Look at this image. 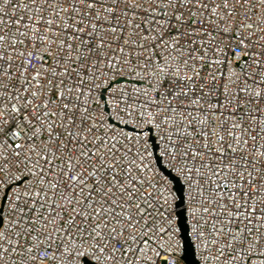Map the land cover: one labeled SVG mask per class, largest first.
<instances>
[{
	"label": "built area",
	"instance_id": "built-area-1",
	"mask_svg": "<svg viewBox=\"0 0 264 264\" xmlns=\"http://www.w3.org/2000/svg\"><path fill=\"white\" fill-rule=\"evenodd\" d=\"M112 2L93 10L75 0L74 10L63 0L47 8L42 0H0V55L7 53L8 73L0 83V162L8 158L0 172V239L8 251L0 264H84V257L85 264H187L176 183L158 166L151 133L120 128L126 126L151 129L157 157L186 187L199 263L264 264V217L250 216V209L264 211V6L252 0L228 17L179 0H155L151 9L153 0H130L128 7L121 0L110 13ZM132 2L140 6L133 9ZM78 28L84 31L77 34ZM119 79L125 81L114 83ZM13 92L21 99L12 100ZM49 100L43 121L55 130L47 127L49 138L41 129L35 138L33 126L40 124L29 125L35 115L29 113L36 104L43 111ZM69 101L87 149L99 145L97 155L115 156L121 165L115 171L134 194L124 193L115 218L99 191L85 202L94 185L89 177L80 192L72 173L61 174L66 155L86 150L75 139L65 150L64 113H55ZM102 207L103 221L95 215ZM130 215L139 230H125ZM104 222L109 228L98 235L93 229Z\"/></svg>",
	"mask_w": 264,
	"mask_h": 264
},
{
	"label": "snow or ice",
	"instance_id": "snow-or-ice-1",
	"mask_svg": "<svg viewBox=\"0 0 264 264\" xmlns=\"http://www.w3.org/2000/svg\"><path fill=\"white\" fill-rule=\"evenodd\" d=\"M43 4L45 5V7H50L52 4V0H42ZM56 2V6L58 7L59 4L62 2V0H55ZM63 2L65 4L71 3L74 10H78L75 8V0H63ZM103 0H79L80 4H85L87 5V7L89 9H93L94 10V6L97 3H102ZM125 7H128L130 0H123ZM164 0H160V3H163ZM175 2V0H169V3H173ZM121 3V0H113L112 4L108 6V11L110 13H114L116 10V7H118ZM180 5L183 4H198L200 5V7L202 9H209L213 14H219V12L222 10L224 12V14H226L228 17H232L233 12L236 9V6L239 5L240 7H244L245 5H248L249 7L253 6L252 0H219V3H217V0H179ZM258 3L261 6H264V0H258ZM140 5H138L137 3L132 2L131 3V8L135 9L136 7H138ZM155 5V0H153V2L150 4V9L154 8ZM179 6V5H178ZM166 15V12H165ZM179 19V18H177ZM158 22V21H157ZM48 23L50 24L51 21H48ZM248 27L250 28L251 25H248ZM93 28H95V25H93ZM84 31L83 28H78L77 29V34L79 32ZM113 32L116 31L115 28L112 29ZM3 34L0 33V40H3ZM104 41L101 40V45H103ZM241 43H243V40H241ZM69 48L71 47V45H67ZM0 48H2V46H0ZM121 51H123V49H121ZM7 55V53H4V55H0V83L4 82V78L5 76L8 74L7 70H6V66H5V56ZM69 71V70H66ZM40 75L39 72L36 73V76L38 77ZM189 80H191V77H188ZM30 81L25 80V83H29ZM37 87H39V84L36 85ZM82 94V93H81ZM29 95L31 96H35L36 93L35 92H31L29 93ZM61 100H63V94L61 93ZM12 100H19L21 99V97L17 96L15 92L12 93L11 96ZM26 99V98H25ZM4 100H3V95L2 92H0V104H3ZM26 103L29 106L33 105V101L32 100H28L26 99ZM69 103H63L62 108L59 110V112L55 113L58 117L60 115V113H64V117H63V121L64 123L67 125V132H68V137H69V144L65 145V150L69 151L70 150V144L71 141L73 139L77 140V142L79 143V145L82 148H85V151H77L74 153L73 157H69V156H65L64 157V164L65 167L64 169H62V175L64 174L65 171L72 173L69 176V180L71 182H73L74 184H78L79 185V189L80 192H83L85 187L87 186V181L84 179L85 177H89L91 179V181L94 182L92 191L89 192L88 197L86 198L85 202L86 203H91L93 195L99 191V199L104 200L105 198H107V200L105 201L106 203L109 204V208L111 209V211L108 213L110 215L111 218H115L117 213H116V208L122 207L123 206V196L125 192H128L129 195H134L131 191L130 188H125L124 186V182L122 180L119 179V175L118 173H116V169L120 168L121 165L117 162H115V156L111 157V158H103V154L101 155H97V152L100 151V146L99 145H94V147L97 149V151H92L90 149H87L86 146V141H88V137L87 136H83L81 137L80 135L77 134V129H76V120H75V112H73L72 110L69 109ZM51 104V100H49L46 103H43V111L40 112H36V108H40L41 105L40 104H36L34 107H32L31 109V113H29L30 115L32 113H35V115L32 117V120H29V125H32L33 120H35L37 123L40 124V128H36L35 126H33V137L38 138L41 129L44 130V132L47 133V136L49 138L52 137L53 133L52 132H48L47 131V127H52L53 131L54 129V125H48L47 127H45L44 125V121L43 118L49 116V112L47 111V109L49 108V105ZM12 110L16 113H20L22 112V108L21 107H16L15 105L12 106ZM76 111H79V109H76ZM85 112H87V109H85ZM3 115V111L0 110V116ZM71 120V123L69 124L68 121ZM92 129L90 128L89 131H91ZM3 132V127L0 126V134H2ZM80 133H83V129L81 128L79 130ZM14 135H20L19 132L14 133ZM101 144L106 143V141L101 140L100 142ZM58 146H59V142H58ZM15 148L16 149H20L21 151H23L22 146L20 144H15ZM32 151H34V149H32ZM17 157L20 156V152H16L15 154ZM95 158V159H93ZM44 161L45 163H50V161H48L47 157H44ZM8 163V158L4 157L2 162H0V172H2L4 170L5 165H7ZM39 163V162H37ZM85 164H88V167H85ZM96 165H99V167H96ZM131 167V162L128 165H125L124 170L127 173V169H129ZM106 172V175H105ZM45 176V170L43 168H41L40 170V180L42 181L44 179ZM97 177H99V179H97ZM110 178V179H109ZM127 179L132 180V177L130 175H127ZM133 183H135V181H133ZM247 183V181H246ZM104 185L103 187H101V185ZM54 187H56L54 185ZM71 190V189H70ZM119 192V198L116 197V193ZM260 189L257 188L256 193L254 194H259ZM77 203H79V201H77ZM93 209L95 208V204H92ZM137 211H140L139 205L136 206ZM81 211H85L84 208H81ZM107 209L105 208H101L100 212H96L95 215L100 217V219L103 221V216L102 213L106 212ZM253 214H259L262 217H264V211H262L259 208L256 209H250V216ZM121 216H123V213H120ZM141 219H143V217L141 216ZM135 221V216H128L126 220H124V228L125 230L129 227H136L139 230V222H136L135 224L133 223ZM121 221H117V223H120ZM147 227V225L145 226ZM109 228V223L108 222H104L102 224V226L100 224H98L93 230L97 232V234L99 235L101 231L106 230ZM112 232L115 234L117 233V229L112 228ZM119 235H123V232H120ZM4 234L0 233V237H3ZM7 240L5 239H0V260H3V257L5 255H7V249L4 248V243H6ZM123 248V245L121 246ZM250 264V262H249Z\"/></svg>",
	"mask_w": 264,
	"mask_h": 264
},
{
	"label": "water",
	"instance_id": "water-1",
	"mask_svg": "<svg viewBox=\"0 0 264 264\" xmlns=\"http://www.w3.org/2000/svg\"><path fill=\"white\" fill-rule=\"evenodd\" d=\"M124 81L125 80H123V79H119L117 82H114V83H120V82H124ZM126 82H128V81H126ZM130 83H132V82H130ZM133 83L145 85V83H137V82H133ZM147 87H150V86H147ZM106 90L107 89H105V90L102 91L101 98L104 101H106V108H105V110L109 113V109H108V106H107V99L104 97V95L106 93ZM109 121H110L111 124H114L113 120L111 119V115H110ZM120 128L127 129L129 131L134 132V133H136V132L143 133L145 131L151 133V135H150L151 138H150L149 141L153 143L152 146H153V150H154L155 160L158 163V166L160 167L161 171H164L165 175H168L169 177H171V179L176 183V187H177V190H178L179 196H180V202L178 203V206H177V213H178L177 215H178V217H180V222L178 224L181 227V230H182V233H183L182 237H183V239L185 241V243H184V246H185V254L182 257V259H184L187 262V264H200L199 261H198V259H197V255H196V252H195L194 244H193L192 239H191V236L189 234L190 230H189V226H188V219H187V214H186V209H185V197H184V192H185L186 187L183 185V183L181 182V180L172 173V171L167 170L162 165V159L159 158V157H157L156 151L159 149V146L156 144L155 139L152 137V131H151V129H145L143 131H140L138 129L128 128L127 126L126 127H120ZM25 179H27V178H24V180ZM22 182H20L18 184H15V185H20ZM11 187L6 190V196H7L8 191L11 189ZM6 196L3 199L2 208H3L4 202H5ZM1 211H2V209L0 210V214H1ZM1 225H2V220L0 219V227H1ZM256 258H258V257H256ZM83 261H85V263L88 262V260L85 257H84Z\"/></svg>",
	"mask_w": 264,
	"mask_h": 264
}]
</instances>
